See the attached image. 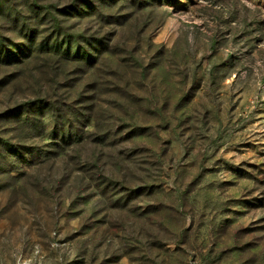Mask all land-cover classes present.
Here are the masks:
<instances>
[{"label":"rangeland","instance_id":"obj_1","mask_svg":"<svg viewBox=\"0 0 264 264\" xmlns=\"http://www.w3.org/2000/svg\"><path fill=\"white\" fill-rule=\"evenodd\" d=\"M21 1L0 264H264V0Z\"/></svg>","mask_w":264,"mask_h":264},{"label":"trees","instance_id":"obj_2","mask_svg":"<svg viewBox=\"0 0 264 264\" xmlns=\"http://www.w3.org/2000/svg\"><path fill=\"white\" fill-rule=\"evenodd\" d=\"M32 1H34V0H32ZM19 6H23V1L20 0L17 3V1H14V0H0V15L1 14H4V12L6 11V12H9V15H12L14 17L16 14L20 13V11L18 9ZM87 7L88 8H91L92 6H90V4L87 3ZM47 12H49V9L47 10ZM49 16H52L53 17V15H49ZM54 20H55V18H54ZM6 40L9 42V45L7 47H4L3 41L6 42ZM68 43H70V38H68L66 40V42H65L66 45H68ZM54 44H56V46H54L53 48H52V45H46L44 47L45 50L46 51H51L52 53H55V54H59L60 56H63L65 58H71V57H73L74 59H77V58L81 57L80 55H82V54H83V57H85V55H86V52H83L82 53L80 51V48L78 47V45L76 46L77 40H76V44L75 45H72L73 51L72 50L68 51L66 48L63 49V50H61L60 47H62V45H60V43L57 40L55 41ZM11 45H12V41L11 40H8L0 32V62L2 60L12 61V60H15L16 58H18L17 57L18 56L17 55V51H15V50H16V48L19 47V44L14 45V47H16V48L11 47ZM19 49H20V47H19ZM3 52H5V55H2ZM87 56H88L87 59L89 60L90 59V55L87 54ZM37 101H41V98L40 99L37 98ZM29 108H31V107H29ZM17 109H18V107H17ZM51 110H52V112L55 113L56 106L54 105V103L52 104ZM13 111H16V110H12L11 112H13ZM69 119L70 118L66 115V117L63 116V117H60V119H57V120H59L60 125L62 127L63 126V123L62 122L65 123V120H69Z\"/></svg>","mask_w":264,"mask_h":264}]
</instances>
